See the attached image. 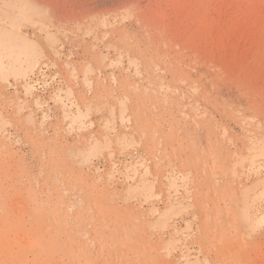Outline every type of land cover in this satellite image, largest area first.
Returning a JSON list of instances; mask_svg holds the SVG:
<instances>
[{
    "label": "rangeland",
    "instance_id": "rangeland-1",
    "mask_svg": "<svg viewBox=\"0 0 264 264\" xmlns=\"http://www.w3.org/2000/svg\"><path fill=\"white\" fill-rule=\"evenodd\" d=\"M0 264H264V0H0Z\"/></svg>",
    "mask_w": 264,
    "mask_h": 264
}]
</instances>
